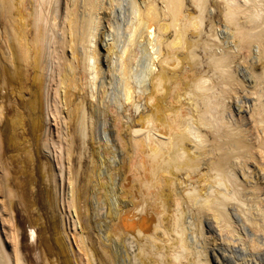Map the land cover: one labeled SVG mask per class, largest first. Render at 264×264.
Returning <instances> with one entry per match:
<instances>
[{
  "label": "bare ground",
  "instance_id": "1",
  "mask_svg": "<svg viewBox=\"0 0 264 264\" xmlns=\"http://www.w3.org/2000/svg\"><path fill=\"white\" fill-rule=\"evenodd\" d=\"M1 122L64 147L86 264H264V0H0ZM94 178L119 252L77 214ZM30 228L0 264L41 261Z\"/></svg>",
  "mask_w": 264,
  "mask_h": 264
},
{
  "label": "rangeland",
  "instance_id": "2",
  "mask_svg": "<svg viewBox=\"0 0 264 264\" xmlns=\"http://www.w3.org/2000/svg\"><path fill=\"white\" fill-rule=\"evenodd\" d=\"M57 123L51 117V121H49L50 139H56L57 137ZM0 126L2 131L4 130L0 143V235L7 252L11 253L13 251L14 244H17L21 249V245L27 237L25 227H27L29 233L32 231L30 227H37L39 229L38 246L41 252V261H38V264H51L48 263L46 257H50L49 247L53 249L55 246L52 240L55 231L50 224V219L54 214L56 220L63 219L65 224L64 229L61 227L60 230L65 242V251L63 254H59L54 249L58 257L56 262L63 264V260L67 258L70 264H86L85 254L77 244L82 226L76 223V215L72 204L68 201V181L64 162L62 175L60 174L61 167L59 163L61 159L64 160V147L57 143L54 145L50 143L54 154L48 156V150L44 146V143H48V141L43 142V136L40 140H37L27 130L13 129L2 122ZM29 147L34 150L33 159L27 152ZM50 161L58 174L57 182L54 183L48 180L47 171L43 167L44 164L51 165ZM95 180L94 178L91 184L86 179L80 185L78 183L80 195L83 197L85 190L86 194L88 193V211L78 208L77 214L81 219L89 220L94 226L93 241L90 242V245L93 244L95 248L101 251L102 245L110 246L111 244V251L119 252L116 240L111 242L110 232L106 233L101 228V222L104 215H106L107 208L101 203L102 200L93 190ZM56 183L58 186L55 191L54 186ZM47 191L51 192L52 198L54 197L51 210L47 207ZM81 200L82 202H77V205L83 207L84 200L83 198ZM112 223L116 224V221H112ZM108 237L110 240L106 239ZM85 243H87L86 239ZM27 244H32V242L28 241ZM43 252L45 256L44 254L42 256ZM25 257L27 262L23 264H31L26 255Z\"/></svg>",
  "mask_w": 264,
  "mask_h": 264
}]
</instances>
